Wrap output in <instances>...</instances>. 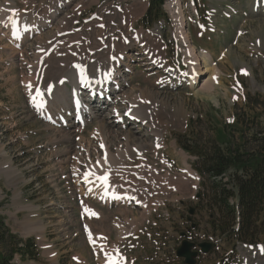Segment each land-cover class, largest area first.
<instances>
[{"label":"rangeland","instance_id":"obj_1","mask_svg":"<svg viewBox=\"0 0 264 264\" xmlns=\"http://www.w3.org/2000/svg\"><path fill=\"white\" fill-rule=\"evenodd\" d=\"M81 1L75 0L67 12H72ZM251 1L167 0L162 8L165 20L145 25L142 18L148 10L149 0H86L83 6L79 5L80 10L69 14L75 17L67 25V28L73 27L74 30L70 31L80 32L79 36L82 31L84 35L81 37L85 40L92 32V26H87L93 25L100 17H104L101 18V28L111 26L104 30V39L113 35L115 26L127 35L125 41L138 31H160L164 43H158L170 68L164 72L156 60H146L157 68L149 70V66L143 65L139 59L145 55H137L135 53L141 51L133 50L132 73H124L127 84H130L116 92L111 104H100L105 108L101 109L103 117L116 123H111L108 129L102 118L88 117L84 127L75 124L71 132L66 128L60 133L28 105L23 79L29 69L23 59L32 61L34 42L16 47L4 35L3 23L8 10H15L17 14L42 15L45 9L50 12L55 0H29V3L0 0V213L14 235L23 239L32 237L37 246V260L32 256L24 259L17 254L14 264H102L103 257L114 249L118 251L120 261L125 260L126 264H184V259L176 254L183 239L181 233H186L188 239L197 245L203 242L214 245L206 254L195 248L199 251L196 264H246L248 260V264H256L258 257L264 258V253H259L260 245L244 244L213 233L212 211L200 201L204 177L201 183L199 176L197 183L187 179V189L180 192L173 189L166 195L151 193L150 198L154 200L152 210L136 224L133 217L140 216L144 210L142 206L133 203L127 206L128 216H119V209L125 207L102 205L90 197L79 198L77 175L73 178L71 169L76 158L74 155L81 146L77 143L83 138L91 140V150L98 149L101 154V128L110 132L108 142L113 148L123 144L125 132L131 135L132 144L143 140V156L133 153L122 167L137 169L140 173L138 167L143 160V168L157 169L160 175L169 178L174 188H179L176 180L182 178L184 170L190 174L189 168L194 171V164L198 161V156L187 153L179 144V138L195 149H212L218 143L239 142L240 138L245 140L249 149L258 147L261 143L255 138H261L264 133V13L252 12ZM130 14L135 19L128 32L126 23ZM62 22V18H57L54 26ZM65 33L64 36L67 31ZM94 39L98 41L95 33L90 36V41ZM119 43L122 42L119 40ZM193 52L198 59L191 58L195 57ZM206 54L211 70L204 73ZM41 59L45 60L44 55ZM193 64H197L196 76L202 80L188 86L194 76L191 73ZM175 73L183 75L181 80L185 85H169L171 80L179 79ZM44 78L46 83L58 79L56 75L46 73ZM160 78L163 83H159ZM70 84H67L69 91ZM114 86L113 90H118V85L117 89ZM142 89L151 90L154 97L164 101L167 111L163 109L159 113V118L166 123L162 141L157 140L144 123L116 120L118 113H114V109L123 116L126 107L131 106L129 101L132 100L123 98V95L131 97L140 94ZM89 108L95 110V107ZM156 123L160 121L157 119ZM53 133L69 137L61 142L60 137L58 140L52 138ZM63 148L68 150L62 152V156ZM59 159H64V167ZM8 164L14 170L6 169ZM18 172H21L22 179ZM122 179L112 177L110 183H119ZM124 182H131L130 178ZM79 199L84 201L82 205ZM86 208L98 215L103 212L113 217L100 221ZM190 208L195 209L192 215Z\"/></svg>","mask_w":264,"mask_h":264},{"label":"bare ground","instance_id":"obj_2","mask_svg":"<svg viewBox=\"0 0 264 264\" xmlns=\"http://www.w3.org/2000/svg\"><path fill=\"white\" fill-rule=\"evenodd\" d=\"M23 1H28L29 3V0ZM85 1L86 0H82L81 2H79L72 12L67 11L75 2V0H55V3L50 12L48 13V9H45L42 15H35L32 13L24 12H19L17 14V11L15 10H8L9 14L3 20V23L5 25L4 28H6L4 35L10 42L14 43L16 47L23 45L25 46L31 41L34 42V47L32 48V61L31 59H28L29 61H27L26 59H23L24 61L22 60L23 62H26V69L27 67L29 69L27 77L25 76L26 78L23 79V83H25L23 87L28 97L29 107L39 118H43L42 113L45 111H48L46 113V116L47 119L51 122L57 120L59 121L58 123H60L62 118L63 121H65V119L69 116L66 127L62 129H59L58 127H55L51 124V128L55 131L59 130L60 133L63 129L66 128L71 132L72 129L75 128V124L80 125V122L78 120L75 121L76 114L70 112V107H72L71 98L75 95V93L69 91L66 84H61L60 79L65 78L66 83H71L74 87H77L79 82H82V85H84L88 81L96 82L100 80L105 89L107 88V90L110 92L111 98H109L108 101L111 104L116 92H119L123 87L130 84H127L128 79L126 78V76H124V73H132L131 60L135 59V56L132 55L133 50L137 49L141 51L135 53L137 55H145L141 56L139 59L142 61L143 65L149 66V68L147 69L157 70L156 67L149 65V63H146V60H149L150 62H154V60H156L159 68L164 72L169 68V66L166 64L165 54L158 43L159 41L161 43H164V39L162 38L160 31H151L148 33H146L145 31H138L137 33H135V35L131 36V39L125 41L124 37L126 34L120 28L115 26V28L112 29V32H114L113 35H109L106 39H104V35L106 34L104 30L111 27L110 25H107L105 28H101V24L103 23L101 18L104 17L97 18L98 21H95L93 25L87 26V28H90V26L94 28H91L90 31L92 32H89L87 34L88 36L85 40H82L81 36L84 35L82 31L81 36L78 35L80 32L76 33L75 31H70L74 29L73 27L67 28V25L70 21L74 20L75 17L74 15L69 16V14H73L78 9L80 10ZM13 5L15 6V3ZM249 7L252 12L256 11L264 13V0H252ZM10 14H15L13 19H10ZM131 16L132 15L130 14L129 20L126 23L128 32L132 27L133 19H135V17ZM57 18H62L63 22L62 24L60 23L61 25L54 26V21ZM65 31H67L66 36H64L66 34ZM87 31L88 29L85 32ZM74 33H76L75 36L72 35ZM94 33L97 34L98 41L94 39L93 42H91L90 36ZM145 34H148L147 37H145ZM119 40L122 43L117 44ZM113 43H116L117 45L112 46ZM106 44H108L109 46V51L108 49H106L108 47ZM262 44L264 46V42ZM53 45H55L54 49ZM20 49L21 48H19V50ZM121 54L123 55V58H120ZM193 54L195 55V57L191 56V58H199L195 52H193ZM23 55H26V51L24 50ZM42 55H44L45 60L41 59ZM204 59V71H206L204 73H207L211 70V62L208 55L205 56ZM160 63H162V65ZM39 69L40 73L38 74L37 72L39 71ZM198 69L199 68L197 67V64L192 65L191 73H193L194 76L190 80V82L187 83L188 86L201 82L202 79H199L196 76ZM45 73L47 75L49 74V76L56 75L58 79L55 82L46 83V80L44 78ZM211 74L210 76H212ZM174 75L176 77H179V79L171 80L172 83H169V85H185V82L181 80L183 75L177 73H175ZM80 77H82V79H80ZM161 78L164 77L162 76ZM161 78L159 79V83H163V81H161ZM169 80L170 79H168L167 81ZM113 85H118V90H113ZM208 85L209 84L207 83L206 86ZM49 89H51V91L53 92L52 94H48ZM80 91L81 95L84 96L85 92L83 91V89H80ZM37 92V97H40L42 102H48L47 110L39 109V107H37L31 100V98L35 96ZM76 96H78L77 93ZM123 98L132 100L129 101V104H131V106L130 108L129 106L126 107V109L123 111V113L125 112L123 116L118 115L120 114L118 109H114V113H118L117 115L115 114L117 116L116 120L117 118L120 119L121 117H124L125 114H127V116L130 117L129 120L131 122L144 123V126L148 127L151 134H153L157 138V140L162 141V133L165 129L163 125H165L166 123L159 118V113L161 114V110L165 109L164 101L154 97L152 91L149 89H142L140 90V94L132 95L131 97L125 94L123 95ZM157 107H159V109H156ZM96 108H94L95 110H93L92 112V110H90L89 108L85 109L84 107H82L80 109V112L86 119L88 117L96 119L102 118V123L105 124L106 128L108 127L109 129L111 123H114L115 121L108 120L109 117L104 118V112L99 108L97 111ZM163 111L166 112L167 109ZM84 118L83 121H85ZM127 118L128 117H125L124 120H126ZM157 119L160 121V123H156ZM48 124L50 125V123ZM106 128H101V136L103 137L99 142L101 154L98 153V149L95 152L91 150V140H86L83 138L81 142L77 143L81 146L74 155V157L76 158L73 160L71 169L73 174L72 176H74L73 178H75L77 175L76 182L80 184L77 185V189L79 191L78 193H80V196L90 197L96 202L107 203V205H109L110 200L107 199L108 194L116 193L118 198L114 200L117 201L112 200L114 202H112L111 204L125 207L123 209H119V212L121 214L119 216H128L129 207L127 208V206H131L133 205V203L142 206L144 210L143 212H141L140 216L133 217L134 221L137 224L142 222L146 218L147 212H151L152 210V203L154 202V200L150 198L151 193H162L166 195L173 189H175L177 192H180L181 190L187 189V179L190 182H195L197 180L198 175L189 168L190 174H187L188 171L184 170L185 173H183L182 178L176 180V182L179 184V188H174L171 186L169 178L167 176L163 177L162 175H160L157 169L147 167L146 164L144 167L147 168H143V164L145 162L143 160L138 167L140 173L137 172V169L123 168L122 166L133 155V153L143 156V147L145 146V143L142 140L139 143L132 144L131 135L128 132H125V140H123V144H118L117 147L113 148L112 145L108 142L110 132L108 133ZM51 136L55 140H58L60 137L59 141L61 142L64 140L63 138L69 137L67 134L57 136V134L54 133ZM82 142H87V144H83ZM57 143L59 142L57 141ZM64 148L61 149V154L62 152L68 150ZM63 160H58V162L62 164V166L64 162ZM5 168L14 170V168H12L10 164L6 165ZM16 171L17 170H15V172ZM106 172H108L110 176L108 182L104 183L101 179H98V177L104 176ZM132 172H135V175H133ZM17 175H19L20 177L22 174L21 172H18ZM112 177H115L116 179L123 177V179L119 180V183H110ZM20 178L22 179V177ZM128 178H130L131 182H124ZM82 182L85 183V186ZM161 201H163V199ZM161 201L157 203L160 204ZM86 209L90 210L88 208ZM119 216L117 218H119ZM97 217H99V220L101 221L107 218L109 219L113 216H107L104 215L103 212H101V215H97ZM103 258V261L101 260L102 264H126L125 260L120 261L119 253L116 249L109 252L108 255H105V257ZM257 264H264V258L258 257Z\"/></svg>","mask_w":264,"mask_h":264},{"label":"trees","instance_id":"obj_3","mask_svg":"<svg viewBox=\"0 0 264 264\" xmlns=\"http://www.w3.org/2000/svg\"><path fill=\"white\" fill-rule=\"evenodd\" d=\"M166 1L149 0L142 23L153 25L165 20L162 8ZM255 140L261 144L250 149L241 138L239 142L218 143L212 149L189 147L181 138L179 144L198 156L194 167L204 177L200 201L212 211L213 233L243 243L264 244V133ZM231 197L237 198V205L230 203ZM17 254L37 260L34 238L14 235L0 213V264H14Z\"/></svg>","mask_w":264,"mask_h":264},{"label":"water","instance_id":"obj_4","mask_svg":"<svg viewBox=\"0 0 264 264\" xmlns=\"http://www.w3.org/2000/svg\"><path fill=\"white\" fill-rule=\"evenodd\" d=\"M189 213L193 214L194 209L192 208ZM182 236H186V234L183 233ZM193 247H195V243L190 242V241L185 239L182 241L181 247H179L177 250V256L185 258L184 262L186 264H195L196 263V260L194 258L198 255V252L192 251L191 249ZM199 247L201 248L202 252L207 253L211 250L212 244L208 243V242H204V243H201L199 245Z\"/></svg>","mask_w":264,"mask_h":264},{"label":"snow or ice","instance_id":"obj_5","mask_svg":"<svg viewBox=\"0 0 264 264\" xmlns=\"http://www.w3.org/2000/svg\"><path fill=\"white\" fill-rule=\"evenodd\" d=\"M245 74H247L246 71H245ZM34 102H35V98H34ZM98 179H101L105 183H107L108 177L107 176H102V177H98ZM86 211H89L90 212V210H87V209H86ZM90 214L91 215H98L97 213H94V212H90ZM261 251H264V246L261 247Z\"/></svg>","mask_w":264,"mask_h":264}]
</instances>
